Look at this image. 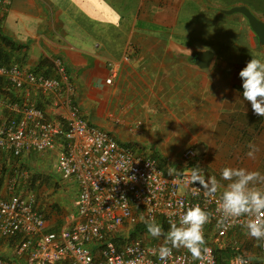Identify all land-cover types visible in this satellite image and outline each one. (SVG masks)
I'll return each instance as SVG.
<instances>
[{"label": "crops", "instance_id": "1", "mask_svg": "<svg viewBox=\"0 0 264 264\" xmlns=\"http://www.w3.org/2000/svg\"><path fill=\"white\" fill-rule=\"evenodd\" d=\"M261 3L11 0L8 9L0 12V27L20 45L19 50H11L10 63L23 61L25 68L41 67L53 75L51 60L62 59L75 84V103L81 114L89 119L91 115L92 123L121 142L155 152L218 151L241 168L264 175V116L254 114L250 102L244 100L239 76L252 57L264 60V44L246 16L225 12L245 5L264 21ZM1 47L8 50L0 42ZM206 50L213 56L207 67H201L195 57ZM112 69L119 73L109 83ZM14 94L8 85L0 88L3 98ZM37 103L46 107L43 96ZM10 112L0 107V122ZM249 144L258 148L255 158L247 155ZM199 153L195 167L202 168L206 177L212 176L205 169L206 164L212 165L206 162L208 156ZM10 160L0 151V163L8 171L13 166ZM34 160L31 155L21 158L30 168ZM177 161L181 164L180 157ZM44 211L49 228L56 230L66 223L56 210ZM241 236L249 239L243 230L229 241L234 243ZM227 248L232 252L229 244L222 255ZM245 252L264 264L257 242Z\"/></svg>", "mask_w": 264, "mask_h": 264}, {"label": "built area", "instance_id": "2", "mask_svg": "<svg viewBox=\"0 0 264 264\" xmlns=\"http://www.w3.org/2000/svg\"><path fill=\"white\" fill-rule=\"evenodd\" d=\"M10 2L0 0L1 13ZM51 62L53 75L43 68L0 62V82L15 92L11 99L0 96V107L11 110L0 122V151L16 160H10L13 166L0 187V264H165L159 249L166 244L169 220L179 226V216L196 205L211 214L204 226L207 252L193 259L187 249L173 248L167 264H218L217 250L229 244V264H241L242 259L259 264L240 240L229 241L232 234L246 231L248 217L221 223L216 211L220 194L207 197L198 183H188L193 148L182 151L183 168L170 174L150 149L121 142L87 120L75 103V84L62 59ZM118 73L112 69L107 82ZM39 96L46 107L37 103ZM31 154H51L56 173L75 184L72 210L59 229L49 228L37 194L21 186L31 176L20 158ZM149 220L160 224L165 235L157 239L147 228L136 230ZM252 240L264 253V241Z\"/></svg>", "mask_w": 264, "mask_h": 264}, {"label": "clouds", "instance_id": "3", "mask_svg": "<svg viewBox=\"0 0 264 264\" xmlns=\"http://www.w3.org/2000/svg\"><path fill=\"white\" fill-rule=\"evenodd\" d=\"M239 76L242 80L244 100L250 102L254 114L264 116V60L252 57L241 69ZM249 148L247 155L255 158L258 148L254 144H249ZM151 151L161 159L160 154ZM195 164L197 165L196 161ZM161 165L165 166L167 171V165L162 162ZM174 171L175 169H169L170 174ZM221 179L228 182L226 187H223L215 177H206L202 168L193 166L188 183L192 185L198 183L200 185L198 188L202 189L207 197L214 198L217 193L220 194L216 211L221 217V223L248 217L243 224L246 235L257 241H264V190L256 187L257 184H264V175L245 168L225 167L222 169ZM193 194L197 193L194 191ZM210 219L211 214L199 205L189 207L179 216V226L176 221L170 219V230L165 236L166 244L159 249L160 260L167 264L173 248H185L193 259H201L202 253L207 252L204 226ZM146 224L151 237L158 239L165 235L162 226L155 220L146 221ZM241 264H247V261L242 259Z\"/></svg>", "mask_w": 264, "mask_h": 264}, {"label": "rangeland", "instance_id": "4", "mask_svg": "<svg viewBox=\"0 0 264 264\" xmlns=\"http://www.w3.org/2000/svg\"><path fill=\"white\" fill-rule=\"evenodd\" d=\"M235 1H245V2H262L260 5L264 8V0H214V2H235ZM21 62V61H19ZM21 65L25 68L23 61ZM84 116V115H83ZM87 120L88 117L84 116ZM92 116L90 115V119ZM105 121V119H102ZM182 150L177 151L175 149L170 151H163V152H156L160 154L162 160L166 162L168 165L167 169L170 167L171 169H175V171H179L182 167H179L178 164V157L180 156ZM200 155L208 156L207 163L212 164L208 166L206 164L205 169L210 172L212 176H214L218 181L221 182L223 187H226L227 181H223L221 179V172L222 169L225 167H233V168H241L240 164L234 162V160H229V158L222 156L218 151H201L199 150ZM197 152V153H198ZM51 155V154H50ZM49 154H45L43 156L36 155L34 157L35 166L30 168L28 165L24 166V170L28 171L30 174L29 180H23L21 186H23V191L28 192L29 190L35 192L37 194L38 203L44 210L50 209L51 211L56 210L58 215L62 218H66L70 211L72 210V200L76 192V187L72 185V182H64L63 179L56 173L55 171V164H54V157L50 156ZM197 161V160H196ZM12 163L13 159L11 160ZM39 162V163H38ZM6 170V168H5ZM1 173V168H0ZM4 175V173H1ZM34 179L36 182L34 187H31L29 181ZM6 178L3 181L0 180V187H5ZM4 182V183H3ZM75 185V184H74ZM73 186V187H72ZM256 187H264V184H257ZM61 189V190H59ZM71 190V191H70ZM5 191V190H4ZM60 217V219H61ZM241 247L245 251H249L251 247L255 245L254 241H250L247 237L244 236L240 237ZM254 243V245H253Z\"/></svg>", "mask_w": 264, "mask_h": 264}, {"label": "trees", "instance_id": "5", "mask_svg": "<svg viewBox=\"0 0 264 264\" xmlns=\"http://www.w3.org/2000/svg\"><path fill=\"white\" fill-rule=\"evenodd\" d=\"M1 19H2V16H0V23H1ZM0 42L4 45V46H6V47H8V50H6V49H4L3 47H1L0 48V62L1 63H3V64H10V62H12L11 61V59H12V57H13V54H12V51L13 50H19V47H20V45L18 44L17 45V43L9 36V35H7V34H5L2 30H1V27H0ZM12 50V51H11ZM39 68H41V67H39ZM39 68L38 67H36L35 69L36 70H39ZM46 74H47V72H46ZM3 85H5L3 82H0V88L3 86ZM37 154H31V156H32V159H34V157L36 156ZM160 157V156H159ZM13 159V161L15 160L14 158H12ZM20 160H21V158H20ZM16 161V160H15ZM160 161L164 164V165H166V163H165V161L164 160H162V158L160 159ZM195 159H192L191 161H190V163L188 164V166L190 167V166H195L196 164H195ZM161 167L163 168V169H166L165 168V166H162L161 165ZM0 168H1V173H5L6 171H7V168H6V165L3 163V162H1L0 163ZM5 168H6V170H5ZM0 180H1V178H0ZM36 182L34 181V179L32 178L31 179V181H30V184H31V187H34V184H35ZM142 228H147V226L146 225H144V224H139V225H137L136 226V230H139V229H142ZM226 254L225 255H222L221 253H223L222 252V249H218L217 250V257H218V259H219V262H218V264H221V263H229V259H230V257L232 256V252H233V250H232V252H231V250H228V248L226 249V251H224ZM227 259V260H223V259Z\"/></svg>", "mask_w": 264, "mask_h": 264}, {"label": "water", "instance_id": "6", "mask_svg": "<svg viewBox=\"0 0 264 264\" xmlns=\"http://www.w3.org/2000/svg\"><path fill=\"white\" fill-rule=\"evenodd\" d=\"M226 13L240 12L248 19V22L258 37L260 44H264V21L260 20L247 6H233ZM212 52L209 50L200 52L195 57V63L201 67H207L212 59Z\"/></svg>", "mask_w": 264, "mask_h": 264}]
</instances>
